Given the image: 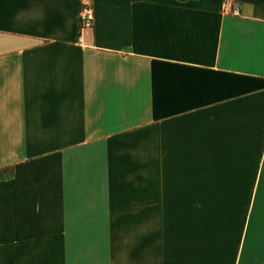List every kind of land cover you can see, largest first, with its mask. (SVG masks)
Wrapping results in <instances>:
<instances>
[{
	"label": "crops",
	"instance_id": "crops-1",
	"mask_svg": "<svg viewBox=\"0 0 264 264\" xmlns=\"http://www.w3.org/2000/svg\"><path fill=\"white\" fill-rule=\"evenodd\" d=\"M0 0V264H264V0Z\"/></svg>",
	"mask_w": 264,
	"mask_h": 264
},
{
	"label": "built area",
	"instance_id": "built-area-1",
	"mask_svg": "<svg viewBox=\"0 0 264 264\" xmlns=\"http://www.w3.org/2000/svg\"><path fill=\"white\" fill-rule=\"evenodd\" d=\"M219 11L226 15H237L238 9L234 0H220ZM93 20L90 0H80L78 7V22L80 27H90Z\"/></svg>",
	"mask_w": 264,
	"mask_h": 264
}]
</instances>
